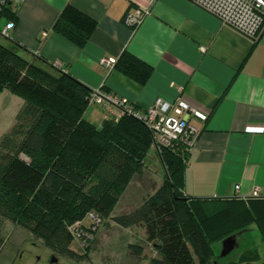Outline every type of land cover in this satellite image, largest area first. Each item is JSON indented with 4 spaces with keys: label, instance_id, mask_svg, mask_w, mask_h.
Instances as JSON below:
<instances>
[{
    "label": "trees",
    "instance_id": "trees-1",
    "mask_svg": "<svg viewBox=\"0 0 264 264\" xmlns=\"http://www.w3.org/2000/svg\"><path fill=\"white\" fill-rule=\"evenodd\" d=\"M0 20L14 24L16 13L6 7ZM96 24L67 3L51 29L81 48ZM5 39L0 43V92L19 96L23 105L0 138V218L28 228L54 254L80 260L70 247L77 242L69 228L76 222L86 227L87 214L94 212L102 225L111 220L122 228H143L145 241L157 249L149 264H206L215 259L222 239L242 231L226 264H264L250 235L254 226L264 241V197L186 195L190 148L180 143L157 150L164 168L161 185L132 210L113 216L121 194L145 168L154 144L151 130L132 112L116 118L104 109L100 125H94L84 118L87 106L96 104L88 100L92 89L53 63L25 57L20 53L25 49ZM113 67L140 84L153 71L126 50ZM130 249L135 255L142 251L136 245Z\"/></svg>",
    "mask_w": 264,
    "mask_h": 264
},
{
    "label": "crops",
    "instance_id": "crops-1",
    "mask_svg": "<svg viewBox=\"0 0 264 264\" xmlns=\"http://www.w3.org/2000/svg\"><path fill=\"white\" fill-rule=\"evenodd\" d=\"M67 3L97 23L81 48L51 29ZM11 9L16 20L9 37L25 57L59 63L88 88H103L134 111L144 112L156 98L181 96L206 114L204 121L188 119L200 133L187 153L186 195L245 198L257 190L264 197V30L252 41L188 0H22ZM135 9L146 14L132 29L123 18ZM124 50L153 68L145 84L100 64ZM94 106L84 118L99 126L105 115Z\"/></svg>",
    "mask_w": 264,
    "mask_h": 264
},
{
    "label": "rangeland",
    "instance_id": "rangeland-1",
    "mask_svg": "<svg viewBox=\"0 0 264 264\" xmlns=\"http://www.w3.org/2000/svg\"><path fill=\"white\" fill-rule=\"evenodd\" d=\"M1 25L0 22V27ZM7 42V39L0 36V43ZM22 105L23 100L19 96L5 90L0 92V138L14 124ZM94 107L97 108L96 104ZM163 175L164 168L156 147L152 144L146 153L145 168L132 178L112 215L126 213L138 206L161 185ZM250 228L253 245L258 249L261 261H264V241L260 239L254 226ZM82 237L86 238L83 234ZM80 243L72 242L70 246L80 256V260L61 257L45 248L42 240L34 237L28 228L0 218V264H149V260L157 256L156 244L145 241L143 228H122L111 220L105 221L90 241L85 239ZM130 245L141 247V254L132 253ZM236 256L237 254L234 257ZM52 257L56 261L50 263ZM232 259L233 257L228 261ZM212 260L206 264H212Z\"/></svg>",
    "mask_w": 264,
    "mask_h": 264
},
{
    "label": "built area",
    "instance_id": "built-area-1",
    "mask_svg": "<svg viewBox=\"0 0 264 264\" xmlns=\"http://www.w3.org/2000/svg\"><path fill=\"white\" fill-rule=\"evenodd\" d=\"M22 0H0V18L3 9L18 5ZM195 6L203 9L207 13L217 18L221 24L226 25L248 39L255 41L264 30V0H188ZM146 11L135 9L124 15L123 22L134 29L142 20ZM2 23L0 36L8 38L14 24L11 21ZM204 50V48H201ZM100 64L113 66L115 59L112 57H102ZM55 67H61L59 63H53ZM90 103L100 105L107 114H113L116 118L125 112H132L135 117L142 120L151 130L154 136V146L156 149L172 146L180 143L185 148L192 147L200 133L199 129L191 125L189 118L201 121L206 119V114L191 107L181 96L172 102H167L162 98H156L153 103L144 111H132L125 99L115 96L104 89L92 90L89 98ZM112 107L116 110L112 111ZM235 190L238 185L234 186ZM257 195V190L255 191ZM89 220L86 227L80 222H76L70 227V232L78 244L85 239L92 238L94 232L102 225V219L94 212L87 214ZM86 238L82 237V234ZM82 237V238H81ZM88 241V240H87Z\"/></svg>",
    "mask_w": 264,
    "mask_h": 264
},
{
    "label": "water",
    "instance_id": "water-1",
    "mask_svg": "<svg viewBox=\"0 0 264 264\" xmlns=\"http://www.w3.org/2000/svg\"><path fill=\"white\" fill-rule=\"evenodd\" d=\"M242 231H239L233 235L225 237L218 243V250L219 254L217 258H222L233 252L235 249L238 248V240L241 237ZM56 259L52 257L50 259V263L55 262Z\"/></svg>",
    "mask_w": 264,
    "mask_h": 264
},
{
    "label": "flooded vegetation",
    "instance_id": "flooded-vegetation-1",
    "mask_svg": "<svg viewBox=\"0 0 264 264\" xmlns=\"http://www.w3.org/2000/svg\"><path fill=\"white\" fill-rule=\"evenodd\" d=\"M218 254H219V250H218V252L216 254L215 259L212 260V264H226L228 262L227 256L218 259L217 258Z\"/></svg>",
    "mask_w": 264,
    "mask_h": 264
}]
</instances>
